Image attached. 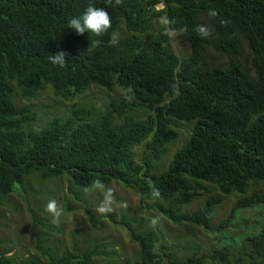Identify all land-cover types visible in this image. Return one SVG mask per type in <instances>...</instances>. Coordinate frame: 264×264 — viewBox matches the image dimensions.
Instances as JSON below:
<instances>
[{
	"label": "trees",
	"instance_id": "1",
	"mask_svg": "<svg viewBox=\"0 0 264 264\" xmlns=\"http://www.w3.org/2000/svg\"><path fill=\"white\" fill-rule=\"evenodd\" d=\"M89 4L104 7L112 18L101 36L68 28V20ZM157 4L162 8L156 10ZM211 10L217 15L210 16ZM162 17L173 22L167 27L188 46L185 57L175 56L168 35L155 30ZM118 24L128 35L112 40ZM201 24L212 29L207 39L195 31ZM59 51L68 54L63 68L48 59ZM89 86L106 91L116 86L125 97L109 103L108 114L96 120L87 109L73 107L64 119L39 128L30 127L34 115L28 108L12 102L14 90L31 99L49 87L55 98L71 101ZM139 109L143 117L132 115ZM173 120L193 124L165 170L156 174L165 146L176 138ZM142 144L136 162L131 149ZM31 174L66 177L82 188L97 178L120 184L150 201L171 224L208 228L219 198L202 183L222 195L264 186V0H122L120 5L113 0L112 7L106 0H0V196ZM195 192L203 194L200 206L178 213ZM253 203H264L262 191L236 206ZM154 238L151 232L134 238L137 264L161 261ZM246 247L249 264H257L251 260L264 258V232L248 237ZM86 257H48L47 264H89ZM206 259L238 264L241 256L226 246ZM0 264L35 263L0 256Z\"/></svg>",
	"mask_w": 264,
	"mask_h": 264
},
{
	"label": "rangeland",
	"instance_id": "2",
	"mask_svg": "<svg viewBox=\"0 0 264 264\" xmlns=\"http://www.w3.org/2000/svg\"><path fill=\"white\" fill-rule=\"evenodd\" d=\"M161 4L155 5L159 10ZM156 31H164L161 18L154 24ZM176 32L168 35L170 47L178 58L188 54V46L180 44ZM128 34L121 24L113 32L112 40ZM14 86V85H13ZM122 89L113 86L106 91L89 86L71 101L55 98L49 87L31 99L22 98L14 90L12 102L17 108H28L34 115L30 127L39 128L53 119H64L73 107H83L90 112V119L96 120L108 114V105L123 99ZM132 115L143 117L139 109ZM113 121L114 115H109ZM176 138L167 144L157 163L156 174L163 172L174 151L188 138L192 122L173 120ZM144 146L131 149L132 159L139 162ZM207 192L219 200L214 204L209 226L206 229L190 225H174L150 208V201L142 200L135 192L120 184L105 185L114 190L115 211L100 214L96 211L103 199V193L92 186L82 188L66 177L45 178L31 174L22 179V186H13L6 196H0V256L9 262L32 261L47 264L48 257L86 254L89 264H137V244L134 238L151 232L155 238L153 251L159 256V264H181L189 258H205L201 264H216L208 261L210 251L221 247H232L240 253L238 264H249L246 240L251 235L264 232V203H253L238 208L239 199L251 193L262 191L263 185H248L244 194L231 192L220 194L216 188L202 183ZM89 189V191H85ZM203 194L195 192L193 197L177 207L178 213L195 210L202 202ZM55 199L64 210L61 223H51V216L45 211L49 200ZM127 207H123V205ZM158 218L155 227L150 226L152 218ZM251 262L264 264V258L253 257Z\"/></svg>",
	"mask_w": 264,
	"mask_h": 264
},
{
	"label": "clouds",
	"instance_id": "3",
	"mask_svg": "<svg viewBox=\"0 0 264 264\" xmlns=\"http://www.w3.org/2000/svg\"><path fill=\"white\" fill-rule=\"evenodd\" d=\"M122 0H114L115 5H120ZM106 5L108 7L113 6V0H106ZM158 5V4H157ZM162 7V6H158ZM210 16H215L217 13L215 10L209 12ZM161 23L165 26V34L172 35L174 30H170L167 26L173 23L167 17L161 18ZM221 23H224L223 21ZM112 27V18L109 12L106 11L104 7H95L89 4L84 11V13L78 17L74 16L68 20V28L76 32L77 35H83L85 32L94 34L96 36H101L107 32ZM195 31L201 38L207 39L212 33L211 27L207 25H197ZM68 54L64 51H59L55 54H51L48 59L49 62L54 66H59L63 68L66 65V56ZM128 93H132L131 87L128 88ZM131 99V97H128ZM92 188L99 190L103 193V199L98 205L96 211L100 214H108L115 211V196L114 190L112 188H107L105 190V184L99 178L92 181ZM89 191V189H85ZM160 195L159 190L153 187V196L158 197ZM127 207V205H123ZM45 211L51 216V223L54 225H59L61 223V217L64 215V210L60 207L55 199L49 200L45 206ZM159 222L158 218H152L150 221V226L155 227Z\"/></svg>",
	"mask_w": 264,
	"mask_h": 264
}]
</instances>
